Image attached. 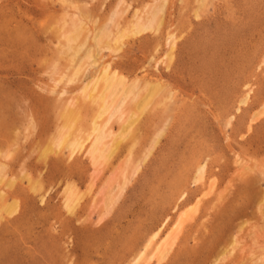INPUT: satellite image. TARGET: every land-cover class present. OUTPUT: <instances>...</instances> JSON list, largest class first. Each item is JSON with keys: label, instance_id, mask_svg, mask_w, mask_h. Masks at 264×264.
Returning <instances> with one entry per match:
<instances>
[{"label": "rangeland", "instance_id": "obj_1", "mask_svg": "<svg viewBox=\"0 0 264 264\" xmlns=\"http://www.w3.org/2000/svg\"><path fill=\"white\" fill-rule=\"evenodd\" d=\"M164 2L158 29L118 51L95 42L146 23ZM107 64L152 100L112 108L101 127L110 143L141 116L108 162L92 159L93 134L70 156L55 143L68 108L81 111L72 132L82 139L109 118L86 96ZM1 169L0 264H131L197 201L150 264H264V0H0ZM68 185L80 197L73 212Z\"/></svg>", "mask_w": 264, "mask_h": 264}, {"label": "bare ground", "instance_id": "obj_2", "mask_svg": "<svg viewBox=\"0 0 264 264\" xmlns=\"http://www.w3.org/2000/svg\"><path fill=\"white\" fill-rule=\"evenodd\" d=\"M164 1H166V0H164ZM164 6H165V2L159 6L160 7L159 10H156L152 13L151 17L148 18V21L146 20L147 21L146 23H143L144 21L143 22L136 21L135 24L134 23L132 24L133 26L131 25V28L129 27L123 31L120 30V32H116V34H114L115 38L113 37L114 40L113 39L109 40V37L111 36L110 31L104 33V30H103L102 32L104 34L102 35V33L100 32L101 34L99 35L100 36L99 39L97 40L96 39L97 37H96L95 38L96 41L95 40L94 41L99 42L98 46L101 45L102 42L106 41V42H104L105 45L112 48L114 51H118V49H121V47L123 46L122 45L123 40H125L126 37H128L130 35H138L144 31H147V30H153V29L155 30L156 28L158 29V26L160 25V22H161V19H160L161 16H159V13H160V10H163ZM79 24L80 23L78 22V24L75 25V28L74 29L72 28L73 32L68 37L69 41L76 40L77 38H79V35L82 34V28L83 27H82V25H79ZM168 40H170L168 42L170 43V52L172 53V51L174 50V47H175V42H176V38L174 36V33L169 34ZM111 41H114V42L111 44ZM95 44L97 45V43H95ZM170 59H172V55L170 56ZM150 84H148L147 86L149 87ZM92 86L93 87L90 89V91H88V88H89L88 85H86L84 87V91L85 92L88 91V94H86V96L90 97L94 101H100L101 106H99L100 111L98 112L99 113L98 117H101L106 113H108V114L110 113L109 118L106 117V120L103 123H101L100 125L97 124L96 122H94L93 126H92V132L89 133L84 139H82L79 136L74 135V134H76V132H72L76 123L80 120L79 118H81V116H80L81 111H77L78 109L75 111L72 108H68L63 115L65 117V124H64L63 129H67V131L64 130L65 134L63 132L62 133L60 132L61 134L59 135L58 138H56L57 140L55 139L56 140L55 143H56V146L58 148L59 147L60 148L70 147L71 148L70 156H71L76 151L83 149L85 142L87 140H89L90 139L89 136L91 134H93L94 140L91 144V147H87V148H90L88 151H89L92 159L94 160V162L99 161V160L100 161L104 160L105 162L106 161L108 162V160L112 157V155L114 154V152L118 148V145L121 143V141L123 139H125L126 136H128L130 134L131 128L140 119V116H141L140 111L146 109L145 107H147V105L150 104L152 99H150V98H149V100L144 99L145 98L144 96H143V98H141V94L144 91L142 90L143 92L141 93L140 87L136 83V81L134 82V84L128 86L126 81H125V77L122 74H120L117 69H115V68L113 69L112 66L109 64L106 65V67L103 70L101 77H98L97 80L94 82V85H92ZM151 88H153V89L152 90L149 89V90L151 93H154V94L156 92L158 93L159 91H161L163 89L162 86L160 85V83H158V82L155 84H152ZM145 90H146V88H145ZM154 94H152V97H154ZM147 95H149V94H147ZM130 96L133 97L132 100H133V102H135L134 104L140 108V111L138 113H135L134 115L132 113V117L128 118V122L121 127V130L118 132V134L116 133L117 135H115V137L112 139V141L110 143L108 141V138L111 137L113 134L111 131L112 129H108L109 130L108 133H105V132H103L102 128H104L108 124L113 113L114 114L117 113V110L115 107L118 105L122 106V104L125 102V100L127 98H129ZM247 98H248V95L245 96V98L242 100V102H246ZM112 108L115 109L114 111H116V112H113ZM119 111L120 110H118V112ZM258 113H260V112H258ZM128 116H130V115H128ZM103 125H104V127H102ZM80 135H81V133H80ZM70 138L71 139L73 138V139L71 140ZM53 146H54V148H56L55 145H53ZM51 151H52V149H51ZM56 151H57V149H56ZM46 153L48 154L49 151ZM1 173H3V170L0 171V174ZM204 174H205V165H200L198 167V172H197L195 181L196 182L201 181L204 178ZM2 181H4L3 174H2V176L0 175V183ZM4 186H5V184H4ZM0 191H2V190H0ZM3 193H4V191H3ZM4 195L2 194V192H0V197H2ZM108 198H109V196H108ZM263 198H264V194H263ZM79 200H80V197L78 196V193L75 191L73 186L68 185L66 188V199H65V207L67 208V210L69 212H73ZM198 202L199 201H197L195 203V205H190V206L186 207L184 210H182L179 213L175 222L172 223L173 225L169 229V232L167 231V233L164 235V237L161 238L155 244V248L152 249L150 254H148L150 246L155 242L157 237H159V235L162 232L164 225L166 223L162 224L159 228H157V230H154V232L152 233L150 238H148V241L145 244L144 248L142 250H140V252H138V254L134 257V260L132 261L131 264H150V261L153 258H157L159 263H160L161 260H163L166 257L167 253L171 250V247L173 246L179 231H181L180 229H182L184 222L191 216L192 213H194L195 211L198 210L197 209ZM111 204H112V202H111ZM15 207H17L16 201H15V203L13 202L11 204L5 205L4 209H6L5 211L6 212L8 211V213H13L16 210ZM13 209H15V210H13ZM229 250H231V249H229ZM223 252L225 253V250H223ZM224 253H222V254L220 253L221 254L220 256H223ZM220 256H218V257H220ZM218 257H216V260H214V261H217ZM214 264H216V262Z\"/></svg>", "mask_w": 264, "mask_h": 264}]
</instances>
